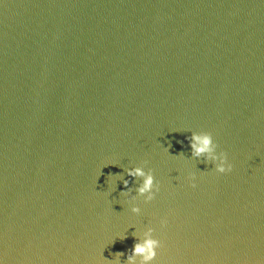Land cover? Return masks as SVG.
<instances>
[{"label":"water","instance_id":"obj_1","mask_svg":"<svg viewBox=\"0 0 264 264\" xmlns=\"http://www.w3.org/2000/svg\"><path fill=\"white\" fill-rule=\"evenodd\" d=\"M189 130L232 171L191 158ZM144 161L160 191L134 214L109 174ZM149 224L153 264H264V87L97 17L0 0V258L123 261L130 226Z\"/></svg>","mask_w":264,"mask_h":264},{"label":"clouds","instance_id":"obj_2","mask_svg":"<svg viewBox=\"0 0 264 264\" xmlns=\"http://www.w3.org/2000/svg\"><path fill=\"white\" fill-rule=\"evenodd\" d=\"M191 134L186 137L189 142L191 150V158H203L205 164H211L217 173H229L233 169V164L230 162L226 151L219 149L218 143L214 140L213 134L210 131L189 130ZM182 143V142H181ZM182 154V153H180ZM147 161L141 164L134 165L124 169L123 173L109 174V177H115L122 181L124 189L121 190L120 195L127 198V203L130 210L134 214L141 213V207L137 201L143 199L144 203L151 202L155 199L157 193L160 191V184L151 168H146ZM125 173L131 179H125ZM189 179L192 186L195 187V173H189ZM167 224V218H161V227ZM134 231L131 235L135 238L133 246L128 250L126 259L121 260L125 256L124 252H115L112 254L113 259L109 260L104 257V264H153V261L158 255V249L161 247L160 239L155 235L156 228L150 224L142 229H137L134 225ZM129 227V228H130ZM128 232H125L120 238L125 239ZM0 264H4L0 258Z\"/></svg>","mask_w":264,"mask_h":264}]
</instances>
